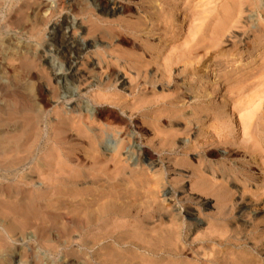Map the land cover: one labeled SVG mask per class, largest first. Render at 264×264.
<instances>
[{"label": "rangeland", "instance_id": "rangeland-1", "mask_svg": "<svg viewBox=\"0 0 264 264\" xmlns=\"http://www.w3.org/2000/svg\"><path fill=\"white\" fill-rule=\"evenodd\" d=\"M216 29L219 46L204 57L201 43ZM58 31L80 44L77 57L70 55L75 43L56 49ZM190 43L198 51L186 56ZM195 67L196 75L189 72ZM202 68L215 72L205 79ZM263 70L264 0H0V264H169L171 246L159 240L165 230L175 229V245L198 249L203 234L222 223L218 198L193 189L198 175L228 185L225 229L239 228L245 251L262 245L252 258L264 264V146L255 153L260 166L242 147L249 116L263 107ZM252 71L258 76L239 85ZM216 73L231 76L217 97ZM72 76L70 95L64 84ZM226 103L218 121L211 108ZM73 119L96 134L105 130L109 148L96 145L90 155L88 135L67 126ZM139 189L136 203L155 198L160 209L126 217L110 206L104 213L106 200L120 205L117 195L130 201ZM91 210L104 211L94 225ZM134 241L156 245L148 252L121 246Z\"/></svg>", "mask_w": 264, "mask_h": 264}, {"label": "bare ground", "instance_id": "bare-ground-1", "mask_svg": "<svg viewBox=\"0 0 264 264\" xmlns=\"http://www.w3.org/2000/svg\"><path fill=\"white\" fill-rule=\"evenodd\" d=\"M176 22H177V25H181L182 24V15H180L179 16V12H177V16H176ZM217 30V29H216ZM221 31V30H220ZM220 31H214V33L213 32H211L212 33V35L210 36V37H208L207 38V41H205V43L203 42V43H201L202 45H201V48L203 49V51H205L204 52V57L207 55V53H209V49L210 48H213V47H218L219 46V43H218V41H220L219 39H220V36H221V32ZM198 32H196V34H197ZM56 35H58V37H60V40H59V44L57 45V50L58 51H60V53L61 52H67L71 47H70V45L72 44V43H75L76 44V49H73V50H71L70 51V55L71 54H74V56H78L79 55V53H80V44L79 43H77V40H75L74 38H72V37H66L65 35H63L60 31H58L57 33H56ZM195 37V36H194ZM258 40V39H257ZM197 43V42H196ZM200 44V43H199ZM189 45H191V46H189ZM188 45V47L189 48H185V51L183 52L184 53V55H192V54H194L196 51H198V49H197V47H195V45L194 44H192V43H190ZM197 46H198V43H197ZM199 47V46H198ZM248 49H250L251 50V46L250 45H248ZM187 50V51H186ZM201 50V49H200ZM202 51V50H201ZM212 55V54H211ZM217 56V55H216ZM229 56V54L228 53H220L217 57H216V59H215V63H220V62H222L224 59H225V57H228ZM203 57V58H204ZM222 57H224V58H222ZM231 60V59H230ZM230 60L228 61V62H230ZM65 62H66V64H67V66H68V68H71V66H72V58H71V56H67L66 57V59H65ZM203 65H204V67H205V69L207 70V69H209L210 68V66H211V64L209 65L208 63H207V60L206 61H204V63H203ZM218 67L220 66V64L219 65H217ZM27 67V66H26ZM28 68V67H27ZM166 69L168 68L167 66L165 67ZM165 69V70H166ZM200 69V68H199ZM198 68H194L192 71L190 70L189 71V69H188V71L190 72V73H192V74H198L199 73V70ZM165 70H162L163 71V73H162V75H165L166 74V72H165ZM206 70H204V72H203V68H202V72L204 73V77L205 76H207V75H209L210 76V74H213L214 72H215V70H212V71H210V72H207ZM256 70V69H255ZM258 70V69H257ZM225 71V70H224ZM264 71V70H263ZM255 73H257V71L255 72V71H252L251 73H250V75H248V76H246L245 78H242V79H240L239 80V82H238V84L240 85V83H242V84H244V83H246V81L247 80H250L251 78H253V77H255V76H258V75H255ZM258 74V73H257ZM75 75V74H74ZM216 77H217V80L215 81V79H216ZM222 76H220V73H219V75H218V73H216L215 74V76L213 77V78H215L214 79V81H213V83H215L216 84V88H214L213 90H214V92H213V94H215V96L217 97L218 95H220V93H221V90H219L220 88L219 87H221V84H222V81H227V80H229L230 78H231V76L229 77H223V78H221ZM75 79H76V77L75 76H72L70 79H66V83L64 84V88L70 93V95H72L73 94V87H74V81H75ZM205 79H206V77H205ZM249 83V82H248ZM241 84V85H242ZM245 85V84H244ZM248 85V84H247ZM243 86V85H242ZM246 86V85H245ZM233 87H235V86H233ZM224 90H228V91H230L231 90V87L230 88H228L227 86H224ZM262 92V91H261ZM260 92V93H261ZM209 94V93H208ZM264 95V91H263V94H262V96ZM57 96V95H56ZM203 96V97H202ZM208 96L209 95H207V93H205V95H201V97H202V100L204 101L203 103H205L206 104V102H207V100H208ZM264 97V96H263ZM255 98V97H254ZM254 98H253V100H254ZM45 101H47V100H45ZM45 103V105H47V103L48 102H44ZM43 104V103H42ZM257 104V103H256ZM261 104V103H260ZM260 104H258V105H260ZM143 106H146V104L145 105H141L140 107H143ZM227 106V103H226V105L224 104V105H220L219 106V109H217V110H213V108H211L212 109V111H214L213 113L214 114H211L212 112H211V109L210 108H207V115L209 114H211V115H215L216 116V118L217 119H219L218 121H220L221 120V116L223 115V114H225L226 113V109H225V107ZM261 106V105H260ZM262 108L261 107H258L253 113H252V115L251 116H249V121H248V123H246V125H245V132H244V136L247 138L248 137V140H249V136H251L252 138H253V140H252V142L251 143H249V141L246 139L245 140V142L243 143L244 145L242 146L243 147V149H246V150H248V151H250V152H247V153H249V154H252V158H251V160H250V163H254L255 164V166H260V164L262 163H260L259 161H258V157H257V155L258 154H255L256 153V151L257 150H259V148L258 147H260V146H264V102L262 103ZM43 107V106H42ZM132 110H135V109H131V111ZM259 110H261L260 112H259ZM206 111V110H205ZM204 111V112H205ZM252 112V111H251ZM43 113V112H42ZM39 116V115H38ZM97 116V114L95 115V117ZM92 117H94V116H92ZM98 117V116H97ZM34 119H35V121H37L36 119H37V117H35L34 116ZM33 119V120H34ZM97 119V118H96ZM216 119V120H217ZM32 120V119H31ZM33 120H32V122H33ZM94 120V119H93ZM92 120V121H93ZM39 121V120H38ZM70 121V120H69ZM95 121V120H94ZM68 122V121H67ZM146 123V120H145V118H143V123ZM36 123V122H35ZM34 123V124H35ZM32 124V123H31ZM30 124V127L28 128V129H30V130H32L31 129V127L34 125V124H32L31 125ZM37 125H38V123H36ZM68 125L67 126H70L69 128L70 129H75L78 133H77V135L78 136H80V135H84L85 133V135H88V136H86L87 137V139L89 140V141H83L86 145H85V148L86 149H88V152L90 153V155H91V153H93L95 150H96V145L100 148V145H104V148H109V136H107V133H106V131L105 130H103V131H101V133L100 134H96L95 132H94V130H95V128H94V126H92V124L91 125H89V124H87L84 120H82V119H79L78 121H76V120H72V121H70L69 123H67ZM37 125H36V127H37ZM57 125V124H56ZM65 125H66V122H65ZM62 127V126H61ZM33 128L35 129V127L33 126ZM55 128H56V126H55ZM58 128V127H57ZM69 128H68V130H69ZM27 129V130H28ZM33 129V130H34ZM72 131V130H71ZM67 132V131H66ZM74 132V131H73ZM230 132H231V130H230ZM25 133V132H24ZM23 133V134H24ZM30 134H31V132H29ZM34 133H35V130H34ZM33 133V134H34ZM37 133V132H36ZM87 133H89V134H87ZM231 133H233V132H231ZM32 134V135H33ZM225 134V133H224ZM35 135L36 134H34L33 136L35 137ZM58 135V134H57ZM64 136H65V134H63ZM76 135V136H77ZM82 135V137L84 138V136ZM26 136H27V134H26ZM29 136H31V135H29ZM32 136V137H33ZM226 136V135H225ZM36 137H37V135H36ZM62 137V136H61ZM67 137V136H66ZM27 138H30V137H27ZM68 138V137H67ZM33 139L35 140V138H32L31 140L33 141ZM41 139V138H40ZM58 139H59V137H58ZM61 139V138H60ZM64 139V138H63ZM29 140V139H28ZM27 140V141H28ZM37 140V139H36ZM30 141V140H29ZM28 141V142H29ZM39 141V140H38ZM60 141H62V140H60ZM248 141V142H247ZM27 142V143H28ZM35 142H37V141H35ZM57 142H59L58 140H57ZM27 143H25V144H27ZM30 144H31V142H30ZM28 145L27 147H28V149L29 150H27V151H30L31 149H32V147L34 146L33 144H31V145ZM64 144V143H63ZM57 145V144H56ZM55 145V146H56ZM58 145H59V143H58ZM25 147H26V145H24ZM36 146V145H35ZM55 146H53V147H55ZM60 146V145H59ZM27 147H26V149H27ZM37 147V146H36ZM61 147V146H60ZM97 147V148H98ZM126 147H127V145L124 143L119 149L122 151L123 149L125 150L126 149ZM35 148V147H34ZM62 148H63V146H62ZM82 148V147H81ZM98 148V149H99ZM38 149V148H37ZM57 149V148H56ZM61 149V148H60ZM74 149V148H73ZM77 149V148H76ZM76 149H74V150H76ZM35 150V149H34ZM25 151V150H24ZM31 151H33V150H31ZM246 152V151H245ZM27 153V152H26ZM229 153V152H228ZM27 157V156H26ZM89 157V156H88ZM91 158H93V159H95L96 160V158L94 157V156H91ZM98 159V158H97ZM26 160V159H25ZM94 160V162H99L98 160H100V159H98V160H96L95 161ZM103 161V160H102ZM248 161V160H247ZM247 161L245 160V162H246V164H247ZM101 162V161H100ZM112 162H114V167H117V169L120 167L119 166V163L121 162V159L120 158H118V156H117V158H115L114 159V161H112ZM243 162V161H242ZM92 164V163H91ZM102 164V163H101ZM105 164H107L108 165V161L107 162H105ZM149 165H151V163L149 164ZM253 165V164H252ZM101 166V165H100ZM105 166V165H104ZM111 166V165H110ZM123 167V166H122ZM64 168V167H63ZM241 168L244 170L246 167H245V164L243 163V164H241ZM248 168V167H247ZM103 169V168H102ZM116 169V168H115ZM120 169V168H119ZM122 169V168H121ZM120 169V171H116V174H118V175H120V174H123V171ZM253 169H255V168H253ZM106 170V169H105ZM219 171H223V168H218V169H214V172L215 173H218ZM62 172V171H61ZM103 172H104V170H103ZM107 172H109L108 170H107ZM107 172H104V173H107ZM106 175H108V174H106ZM117 175V176H118ZM59 177V176H58ZM58 177H56V178H58ZM110 177V176H109ZM148 178V177H147ZM198 178H201V180L196 184V185H194V190H200L202 193H205L206 195H213V196H215V197H217L218 198V200L220 201V203H221V206H219V210H220V215L222 216L221 218V221H222V223H220V224H215L214 226H217V227H215V228H210L209 229V231L208 232H205L204 234H203V240H202V247L201 248H198V249H196L195 247H188V246H180V245H175V242H173V240H174V234H176L175 232H173L174 230H169V229H167V230H165V233H166V237H163V238H161L160 239V237H159V240H161L162 242H165V243H168V244H170V246H171V248H170V246H168V244H166V245H164V244H162V245H160V248H162L163 246L165 247V246H167V248H170V250H168L169 251V253H170V262H169V264H254L255 263V260H253V255L255 254L254 252L257 250V249H259L262 245H254L253 247H251L250 248V250H247V251H245V249H246V245H242V244H240V240H238V236H237V234L239 233V228L236 226V227H234V228H232L231 230H227V229H225V227L226 226H229L230 225V223H231V219L230 218H227V215H228V211H226V209H227V207H228V205H229V202L232 200V195H230V190L227 188V186L228 185H226L225 183H217V178L215 179V180H212V178H209V176H204V175H198ZM222 179H224V178H222ZM57 181V180H56ZM144 181V180H143ZM142 181V182H143ZM151 181H153L154 182V180H151ZM108 182V181H107ZM150 182V181H149ZM157 181H155L154 183H156ZM223 182V181H222ZM160 184V183H159ZM142 188V187H141ZM146 189V188H145ZM141 189H139V191H137L133 196H134V199H129L130 201H127L126 200V198H128V196H121L120 194V196L119 195H117L116 197L117 198H119L120 199V201L122 202V203H120V201L117 199V198H115V199H117L118 201H119V204L120 205H117V201H116V204L114 205V203L113 202H111V201H108V200H106L105 202V212L104 211H100V210H97L98 212H96L95 210H91L92 211V213H91V217H90V214H89V217L91 218V222H92V224L94 225L97 221H98V219H100L101 220V218H102V216L104 215V213H106V212H108L109 213V211H110V209H108L110 206L113 208V206H115L114 207V209H116V210H111V211H117L118 213H119V216H128V215H132L133 213H144V211L146 212L147 210H150L149 208L151 207V208H153V210H155V209H160L159 208V205H157V204H152L150 201H152V200H154L153 198H152V200H150V201H148V203L147 202H139V203H136L137 202V200L139 199V197H141L142 196V194L144 193L142 190L140 191ZM122 194V193H121ZM107 195V194H106ZM106 195H105V197H106ZM104 196V195H103ZM135 196H137V197H135ZM139 196V197H138ZM105 197H102L103 199L105 198ZM108 197V196H107ZM110 197V196H109ZM130 197H132V196H130ZM97 198V197H96ZM95 198V199H96ZM101 198H97L96 200L97 201H99ZM108 199V198H107ZM111 200H112V196H111ZM114 201V202H115ZM154 201H156V200H154ZM96 202V201H95ZM100 202V201H99ZM111 202V203H110ZM150 202V203H149ZM101 203H103V202H101ZM113 203V204H112ZM100 204V203H99ZM33 205V204H32ZM101 205V204H100ZM104 205V204H103ZM233 205H235V204H233ZM35 206V205H34ZM90 206V205H89ZM103 207V206H102ZM33 208V207H32ZM82 209V208H81ZM241 209H243V208H241ZM90 210V209H89ZM102 210H103V208H102ZM95 211V212H94ZM104 212V213H103ZM117 212H115V213H117ZM17 213V212H16ZM153 213V212H152ZM148 215V214H147ZM88 217V218H89ZM106 217V216H105ZM190 220L192 221V225H195V226H198L199 225V221L200 220H198L197 218H193V217H190ZM86 222V221H85ZM79 224V223H78ZM84 224V223H83ZM103 226V225H102ZM108 227V226H107ZM139 228V227H138ZM144 227L143 226H141L139 229H143ZM100 229V228H99ZM101 229H103V230H106V228H101ZM171 229H173V227L171 228ZM102 230V231H103ZM107 231V230H106ZM105 231V232H106ZM108 232V231H107ZM148 237V238H147ZM146 238L151 242V241H156V236H147ZM176 237V236H175ZM135 238V237H134ZM158 238V237H157ZM133 239V238H132ZM146 239V240H147ZM135 240V239H134ZM137 241V240H136ZM150 242H148L149 244H145V242H140V244L138 245H135L137 242H131L129 245H121V246H127V247H131V248H134L135 246H139L141 249L143 248V249H146V252H148V251H150V248H152L153 249V247H152V245H156V244H150ZM158 242V239H157V241L155 242V243H157ZM160 242V241H159ZM162 242H160V243H162ZM153 243V242H152ZM213 244V245H210V244ZM172 244V245H171ZM177 244V243H176ZM159 246V245H158ZM157 247V246H156ZM155 248V247H154ZM159 248V247H158ZM152 249H151V253H152ZM157 249V248H156ZM156 249H154L153 250V253L155 252V250ZM163 249V248H162ZM165 249V248H164ZM167 250V249H166ZM156 251H158V249L156 250ZM244 251L246 252V253H244ZM211 253V254H210ZM202 254H204V256H206V255H208L207 256V258L205 257H203L202 256ZM185 255H188V256H190V258H186V259H184V257H186ZM245 256L247 257L246 259H245ZM116 257V256H115ZM108 258V257H107ZM183 258V259H182ZM180 259H182V260H180ZM110 260V259H109ZM122 261V260H121ZM118 262V261H117ZM153 263V262H152ZM119 264H125V263H123V262H119Z\"/></svg>", "mask_w": 264, "mask_h": 264}]
</instances>
